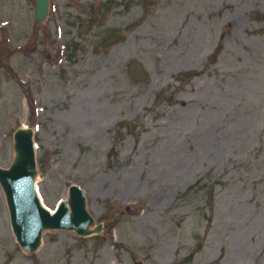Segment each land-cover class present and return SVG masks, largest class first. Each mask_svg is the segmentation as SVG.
I'll list each match as a JSON object with an SVG mask.
<instances>
[{"label": "rangeland", "instance_id": "374dc122", "mask_svg": "<svg viewBox=\"0 0 264 264\" xmlns=\"http://www.w3.org/2000/svg\"><path fill=\"white\" fill-rule=\"evenodd\" d=\"M21 125L103 227L26 252L0 189V264H264V0H0V167Z\"/></svg>", "mask_w": 264, "mask_h": 264}, {"label": "water", "instance_id": "95a60500", "mask_svg": "<svg viewBox=\"0 0 264 264\" xmlns=\"http://www.w3.org/2000/svg\"><path fill=\"white\" fill-rule=\"evenodd\" d=\"M48 11V0H32V22L41 23ZM13 157L7 167H0V189L7 211L10 232L18 247L32 252L40 244L43 230L72 231L77 236L98 233L86 211L81 189L69 184L66 197L49 210L42 203L35 184L37 176L32 130L21 125L12 132ZM134 264H142L135 261Z\"/></svg>", "mask_w": 264, "mask_h": 264}, {"label": "flooded vegetation", "instance_id": "af4514ba", "mask_svg": "<svg viewBox=\"0 0 264 264\" xmlns=\"http://www.w3.org/2000/svg\"><path fill=\"white\" fill-rule=\"evenodd\" d=\"M98 224H100V226H101V227H100V230H99V232H101L102 227H103V223H102V222H99ZM99 232H98V233H99ZM94 234H97V233H94Z\"/></svg>", "mask_w": 264, "mask_h": 264}, {"label": "bare ground", "instance_id": "6f19581e", "mask_svg": "<svg viewBox=\"0 0 264 264\" xmlns=\"http://www.w3.org/2000/svg\"><path fill=\"white\" fill-rule=\"evenodd\" d=\"M48 209V208H47ZM51 211V209H49Z\"/></svg>", "mask_w": 264, "mask_h": 264}]
</instances>
